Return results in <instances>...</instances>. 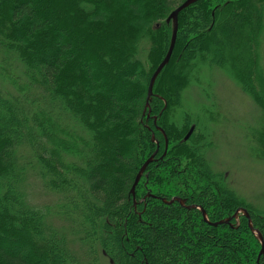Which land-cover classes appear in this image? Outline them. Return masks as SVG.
Instances as JSON below:
<instances>
[{
    "label": "trees",
    "instance_id": "trees-1",
    "mask_svg": "<svg viewBox=\"0 0 264 264\" xmlns=\"http://www.w3.org/2000/svg\"><path fill=\"white\" fill-rule=\"evenodd\" d=\"M183 1L0 0V53L36 93L17 79L20 94L0 86V264H264L247 218L214 227L187 207L211 222L244 208L264 238V215L211 165L216 144L199 108L182 109L203 96L204 71L227 68L264 110V0H200L182 11L145 110L171 41L166 19ZM158 148L136 203L131 188ZM32 177L58 197L52 214L29 201ZM174 197L187 206L162 201Z\"/></svg>",
    "mask_w": 264,
    "mask_h": 264
},
{
    "label": "rangeland",
    "instance_id": "rangeland-1",
    "mask_svg": "<svg viewBox=\"0 0 264 264\" xmlns=\"http://www.w3.org/2000/svg\"><path fill=\"white\" fill-rule=\"evenodd\" d=\"M262 40L264 42V36ZM146 48L147 46L142 54L144 61L146 60L145 54L147 56ZM262 53L264 54V47ZM0 71L12 77L10 80L0 76V86L4 90L11 91L15 95L20 94L22 91H18L13 83L17 79L18 86L25 85L24 88H29L30 98L31 95L36 94L31 88L32 85H29V81L23 76L19 63L11 58L4 59L1 53ZM224 71H228L227 68H224ZM210 72L208 69L201 76L202 88L198 92L203 96L194 93V96H198V98L195 100H191L190 97L185 99L182 109H188L192 113L199 108L200 115L202 114L205 118L201 121V128L210 134L209 140H213L216 144L215 149L208 152V159L212 167L225 177V182L232 189L254 206L256 212H261L264 215V159L263 156L259 158L263 154L264 135L261 140H258L264 128V110L240 89L234 81L235 78L229 77L228 73L230 72L225 73L222 70H216V68ZM230 75L232 76L231 73ZM38 95L39 92H37ZM31 99L33 100V98ZM196 103H205V105L198 107ZM215 108L221 109L222 115L224 111L227 114L226 118L218 119L222 116L217 115ZM46 111L52 114L51 109L47 108ZM54 112L55 116L58 115L56 111ZM195 117L193 113L189 118ZM27 195L34 206L49 209L51 214L59 204L58 197L43 186V181H40V178L32 177L29 180ZM133 198L134 202L138 203L135 201V197ZM243 216L246 218L245 214L239 212L238 218L232 220L229 225H234L236 221L239 223ZM53 221L59 226L61 220L54 216ZM251 225L253 226V223ZM251 231L253 232L252 229ZM259 255L262 256L264 253H259Z\"/></svg>",
    "mask_w": 264,
    "mask_h": 264
},
{
    "label": "water",
    "instance_id": "water-1",
    "mask_svg": "<svg viewBox=\"0 0 264 264\" xmlns=\"http://www.w3.org/2000/svg\"><path fill=\"white\" fill-rule=\"evenodd\" d=\"M200 0H185L183 1L179 6H177L174 10H172V12L169 14V16L167 17V23L168 24H172V36H171V41H170V45L168 48V51L165 55V57L163 58L162 62L158 65V67L156 68V70L153 72L150 81H149V85H148V91H147V99H146V108L145 110L149 107L150 105V101L152 99V97L154 96V86L156 83L157 78L159 77V75L162 73V71L164 70V68L170 63L171 58L173 56L175 47H176V42H177V35H178V30H179V15L182 11H184L185 9H187L188 7H190L191 5L197 3ZM194 128H192L189 133L187 134L186 138L189 137L192 132H193ZM157 152H155L150 158H148L143 165L141 166V168L138 171V174L135 178L134 184L131 188V194L133 195V197H135V189L138 185V183L140 182L142 176L144 175L146 169L148 168V166L153 162V159L155 157ZM163 203L166 204H173L175 201L180 202L183 206H186L185 201L175 197L171 200H166V199H162ZM188 208H192V209H197L200 211L201 213V217L202 219L207 223L210 224L214 227L219 226V225H223V224H229L232 220L237 219L238 218V213L242 212L243 214L246 215V218L248 220V223L250 224V228L253 230L254 234L258 237V239L260 240L261 244H262V249L260 254L264 253V238L263 235L260 233L259 230L255 229L251 224V218L248 214V212L246 211V209L244 208H240L238 210H236V212L230 216L227 219L224 220H220L217 222H211L204 209L201 206H197V205H192V206H187Z\"/></svg>",
    "mask_w": 264,
    "mask_h": 264
},
{
    "label": "flooded vegetation",
    "instance_id": "flooded-vegetation-1",
    "mask_svg": "<svg viewBox=\"0 0 264 264\" xmlns=\"http://www.w3.org/2000/svg\"><path fill=\"white\" fill-rule=\"evenodd\" d=\"M148 114H150V116L147 117V118H148V119L151 118V119L153 120V123H154V121L157 120L158 115L151 114V111H150V110H149ZM147 116H148V115H147ZM192 128H193V127H192ZM192 128H191V129H192ZM191 129H190V130H191ZM190 130H189V131H190ZM194 130H195V129H194ZM189 131H188V133H189ZM193 132H194V131H193ZM188 133H187V134H188ZM186 136H187V135H186ZM190 136H191V135H190ZM190 136H189V137H190ZM189 137H187V138L185 137V140H187ZM159 151H160V148H158V149L155 151V152H157V153H156V155H155V157H154V159H153V162L157 161V155L159 154ZM155 152H154V153H155ZM154 153H153V154H154ZM166 153H167V152L165 151V152L163 153L162 157L165 156ZM153 154H152V155H153ZM152 155H151V156H152ZM151 156H150V157H151ZM146 170H147V169H146ZM145 172H146V171H145ZM144 174H145V173H144ZM142 177H143V176H142ZM174 198H175V197H174ZM178 198H179V197H178ZM180 199H181V198H180ZM182 200H184V199H182ZM184 201H185V204H186V206H187V202H186V200H184ZM179 203H180V202H179ZM191 206H192V205H191ZM197 206H199V205H197ZM236 210H238V209H236ZM236 210L233 212V214L236 212ZM233 214H232V215H233Z\"/></svg>",
    "mask_w": 264,
    "mask_h": 264
}]
</instances>
